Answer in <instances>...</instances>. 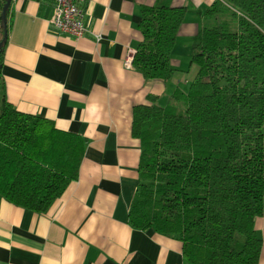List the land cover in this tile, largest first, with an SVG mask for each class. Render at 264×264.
<instances>
[{"label":"trees","instance_id":"obj_1","mask_svg":"<svg viewBox=\"0 0 264 264\" xmlns=\"http://www.w3.org/2000/svg\"><path fill=\"white\" fill-rule=\"evenodd\" d=\"M5 0H0V13ZM187 7H140L132 67L166 83ZM7 32L11 25L8 21ZM3 31L0 27V41ZM4 48L0 51V65ZM188 90L132 108L140 144L128 224L181 244L187 264H258L264 216V0H214L200 19ZM86 141L4 101L0 198L43 214L78 180Z\"/></svg>","mask_w":264,"mask_h":264},{"label":"crops","instance_id":"obj_2","mask_svg":"<svg viewBox=\"0 0 264 264\" xmlns=\"http://www.w3.org/2000/svg\"><path fill=\"white\" fill-rule=\"evenodd\" d=\"M213 1L89 0L81 38L49 24V0L11 1L1 106L6 101L51 120L84 138L86 149L78 180L46 213L0 198V264H187L179 242L128 224L140 154L139 141L130 135L132 108L149 102L150 94L158 101L168 88L172 92L182 68L175 47V71L166 83L147 82L124 62L141 41V6L187 7L177 37L193 45L201 15ZM254 225L262 240L258 264H264V216Z\"/></svg>","mask_w":264,"mask_h":264},{"label":"built area","instance_id":"obj_3","mask_svg":"<svg viewBox=\"0 0 264 264\" xmlns=\"http://www.w3.org/2000/svg\"><path fill=\"white\" fill-rule=\"evenodd\" d=\"M53 5L49 24L59 33L81 38L86 33L84 4L89 0H49ZM97 38L99 36H96ZM132 51H129L124 65L132 67Z\"/></svg>","mask_w":264,"mask_h":264},{"label":"rangeland","instance_id":"obj_4","mask_svg":"<svg viewBox=\"0 0 264 264\" xmlns=\"http://www.w3.org/2000/svg\"><path fill=\"white\" fill-rule=\"evenodd\" d=\"M198 40H195L193 45L191 43V40L189 41L186 37L178 36L176 38L175 44L173 46L174 52L173 57L177 58L179 66L182 68L181 72H177L174 74L175 79L179 82V87L186 91L188 90L190 82L193 80L195 74H196V67L194 65L190 64V59L192 56V49L195 46L196 42ZM172 77V79H174ZM168 82V81H167ZM171 95V89L168 88L166 95L160 96L159 100L156 102L159 106H164L167 104L169 97ZM1 102H0V111H1Z\"/></svg>","mask_w":264,"mask_h":264},{"label":"water","instance_id":"obj_5","mask_svg":"<svg viewBox=\"0 0 264 264\" xmlns=\"http://www.w3.org/2000/svg\"><path fill=\"white\" fill-rule=\"evenodd\" d=\"M11 1L12 0H5V4L0 13V27L3 31V37L2 40L0 41V51L5 47L7 41V13L9 11Z\"/></svg>","mask_w":264,"mask_h":264}]
</instances>
